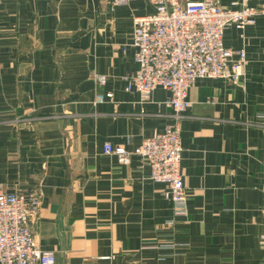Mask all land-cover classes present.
<instances>
[{
  "label": "crops",
  "instance_id": "1",
  "mask_svg": "<svg viewBox=\"0 0 264 264\" xmlns=\"http://www.w3.org/2000/svg\"><path fill=\"white\" fill-rule=\"evenodd\" d=\"M153 13L149 0H0V186L39 190L32 233L56 264H264V16L223 34L246 54L238 84L204 79L187 92L185 216L137 157L103 154L107 143L132 152L171 123L167 91L145 104L125 91L134 20Z\"/></svg>",
  "mask_w": 264,
  "mask_h": 264
},
{
  "label": "built area",
  "instance_id": "2",
  "mask_svg": "<svg viewBox=\"0 0 264 264\" xmlns=\"http://www.w3.org/2000/svg\"><path fill=\"white\" fill-rule=\"evenodd\" d=\"M106 1L113 8L132 0ZM149 1L154 13L134 20L131 46L138 69L124 79L125 91L136 94L141 104L148 103L157 89L167 91L169 97L163 104L171 110V123L143 139L132 152L107 143L103 154L123 165L137 157L148 169V179L164 186L162 197L174 206L176 215L185 216L188 192L181 173L180 124L191 107L187 92L204 79L240 82L247 66L246 54L225 48L223 34L230 27L243 31L255 25L264 12L242 5L224 8L219 0ZM96 81L104 84L106 78L98 76ZM112 100V94L98 95L95 104ZM262 171L264 176V160ZM39 209L36 187L24 194L0 186V264H56L54 253L41 250L34 241L31 221Z\"/></svg>",
  "mask_w": 264,
  "mask_h": 264
},
{
  "label": "rangeland",
  "instance_id": "3",
  "mask_svg": "<svg viewBox=\"0 0 264 264\" xmlns=\"http://www.w3.org/2000/svg\"><path fill=\"white\" fill-rule=\"evenodd\" d=\"M241 5L253 8V9L257 10V11H263L264 12V6L263 5H261V6H249L247 3H243Z\"/></svg>",
  "mask_w": 264,
  "mask_h": 264
}]
</instances>
